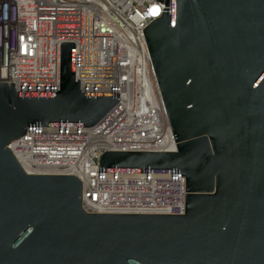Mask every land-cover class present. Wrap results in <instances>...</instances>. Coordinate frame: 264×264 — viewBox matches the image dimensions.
Here are the masks:
<instances>
[{"label": "water", "instance_id": "water-1", "mask_svg": "<svg viewBox=\"0 0 264 264\" xmlns=\"http://www.w3.org/2000/svg\"><path fill=\"white\" fill-rule=\"evenodd\" d=\"M143 31L176 151H106L100 172H177L183 214L91 213L74 175L28 174L32 126L93 127L119 93L82 92L75 44L60 89L0 82V264H264V0H161Z\"/></svg>", "mask_w": 264, "mask_h": 264}, {"label": "built area", "instance_id": "built-area-1", "mask_svg": "<svg viewBox=\"0 0 264 264\" xmlns=\"http://www.w3.org/2000/svg\"><path fill=\"white\" fill-rule=\"evenodd\" d=\"M161 0H0V82L17 91L60 89V47L75 44L82 92L119 93L93 127L32 126L9 148L28 174L74 175L91 213L183 214L177 172H100L106 151H176L143 29Z\"/></svg>", "mask_w": 264, "mask_h": 264}]
</instances>
